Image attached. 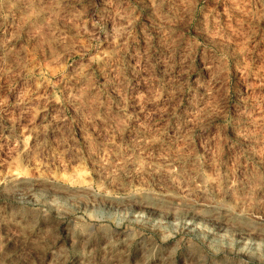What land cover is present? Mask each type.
<instances>
[{
    "label": "rangeland",
    "instance_id": "rangeland-1",
    "mask_svg": "<svg viewBox=\"0 0 264 264\" xmlns=\"http://www.w3.org/2000/svg\"><path fill=\"white\" fill-rule=\"evenodd\" d=\"M0 264H264V0H0Z\"/></svg>",
    "mask_w": 264,
    "mask_h": 264
}]
</instances>
